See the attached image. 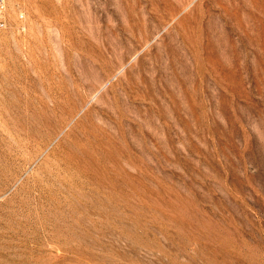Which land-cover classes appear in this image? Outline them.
I'll return each instance as SVG.
<instances>
[{
    "label": "rangeland",
    "instance_id": "374dc122",
    "mask_svg": "<svg viewBox=\"0 0 264 264\" xmlns=\"http://www.w3.org/2000/svg\"><path fill=\"white\" fill-rule=\"evenodd\" d=\"M8 16L0 264H264V0Z\"/></svg>",
    "mask_w": 264,
    "mask_h": 264
},
{
    "label": "built area",
    "instance_id": "2783aa9c",
    "mask_svg": "<svg viewBox=\"0 0 264 264\" xmlns=\"http://www.w3.org/2000/svg\"><path fill=\"white\" fill-rule=\"evenodd\" d=\"M11 0H0V28L5 27L8 22V14L10 10ZM20 18H23V13L19 12Z\"/></svg>",
    "mask_w": 264,
    "mask_h": 264
}]
</instances>
